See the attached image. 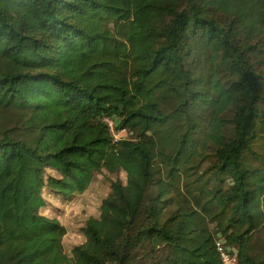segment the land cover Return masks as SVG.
<instances>
[{
	"label": "trees",
	"instance_id": "obj_1",
	"mask_svg": "<svg viewBox=\"0 0 264 264\" xmlns=\"http://www.w3.org/2000/svg\"><path fill=\"white\" fill-rule=\"evenodd\" d=\"M121 2L0 0V264H264V0Z\"/></svg>",
	"mask_w": 264,
	"mask_h": 264
},
{
	"label": "rangeland",
	"instance_id": "obj_2",
	"mask_svg": "<svg viewBox=\"0 0 264 264\" xmlns=\"http://www.w3.org/2000/svg\"><path fill=\"white\" fill-rule=\"evenodd\" d=\"M145 0H122V5L128 8H137L142 5ZM129 135L125 132L124 136ZM132 135V134H131ZM107 174V173H106ZM103 175H97L92 182L89 193L87 194L86 203L79 204L73 208L70 213V224L72 229L67 233V242H72L77 236V230L84 223V221L91 214L92 203L100 197L105 188L103 185H97ZM213 229L212 223L196 209L189 216L184 217L181 221L172 222L169 226L170 232L175 235L181 232L178 239L180 248H174L170 246L164 247V258H177V264H205L203 262L205 240L210 235L204 230ZM228 251L234 250L232 247H227Z\"/></svg>",
	"mask_w": 264,
	"mask_h": 264
},
{
	"label": "built area",
	"instance_id": "obj_3",
	"mask_svg": "<svg viewBox=\"0 0 264 264\" xmlns=\"http://www.w3.org/2000/svg\"><path fill=\"white\" fill-rule=\"evenodd\" d=\"M106 125L115 140L124 138L123 136L126 130L117 128L112 119H106ZM214 244L223 264H237L236 254L228 251L227 247L221 240H216Z\"/></svg>",
	"mask_w": 264,
	"mask_h": 264
}]
</instances>
